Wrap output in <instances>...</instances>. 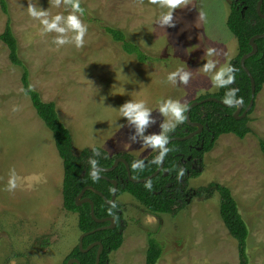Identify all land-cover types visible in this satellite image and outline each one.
Masks as SVG:
<instances>
[{
  "label": "rangeland",
  "instance_id": "374dc122",
  "mask_svg": "<svg viewBox=\"0 0 264 264\" xmlns=\"http://www.w3.org/2000/svg\"><path fill=\"white\" fill-rule=\"evenodd\" d=\"M78 1L86 10L75 13L86 27L80 47L63 21L58 26L64 33L45 32L40 18L28 13L32 4L46 11L49 21L57 14L66 17L73 11L68 0H7L10 16L0 7V33L10 17L31 84L43 100L55 102L75 154L101 147L112 156L126 152L145 159L157 149L143 146L144 138L172 133L179 123L160 111L165 100L187 106L218 91L211 80L216 69L202 71L207 50H215L210 59L217 69L238 54L227 25L230 0H183L173 9L174 26L164 28L155 23L161 9L151 0ZM104 25L124 31L151 61L139 62L124 51ZM57 36L67 42L56 44ZM22 72L0 40V264H65L79 243L78 214L64 208L63 161L51 130L23 91ZM185 72L186 83L180 80ZM170 73H177L173 80L167 79ZM129 101H144L150 110L142 133L119 111ZM247 116L251 130L245 137L222 134L202 164H195L199 174L189 177L185 208L177 215L151 213L127 192L116 198L123 243L108 264H146L150 236L163 248L157 264H239L238 243L220 216L219 193L196 194L210 183L231 189L250 228V264H264V85ZM10 169L18 177L11 191Z\"/></svg>",
  "mask_w": 264,
  "mask_h": 264
},
{
  "label": "trees",
  "instance_id": "16d2710c",
  "mask_svg": "<svg viewBox=\"0 0 264 264\" xmlns=\"http://www.w3.org/2000/svg\"><path fill=\"white\" fill-rule=\"evenodd\" d=\"M258 1L230 0L227 25L238 42V54L230 62L235 70V79L232 84L219 87L216 93L201 95L197 100L213 96L223 101L226 91L229 88H236L238 89L236 97L242 98L243 103L240 114L249 104L252 97V85L248 74L241 65V59L243 55L252 50L250 39L256 34L264 33V18L257 11ZM72 2H78L82 13L86 12L81 2L68 0L70 6ZM0 7L7 16H10L7 0H0ZM261 12L264 14V0ZM103 29L115 41L121 43L124 51L135 55L139 62L146 63L153 58L142 50L138 44L131 41L121 29L109 25H104ZM0 40L8 47L11 63L22 67L21 82L23 91L30 96L37 114L51 130L55 146L62 158L64 208L78 214V227L81 233L95 230V232L85 235L83 249L95 241H100L103 245L99 264H108L110 253L117 250L123 243V232L119 224V221L123 218L122 205L117 199L114 203L109 204L102 196L90 189L86 190L84 197L93 200L94 213L97 218L114 217L118 221L115 228L97 230L103 225L110 224V222L98 223L95 221L91 215V204L89 202L77 204L76 198L84 187L93 186L108 199H111L115 188L110 179H116L118 181L117 197L127 192L144 205L149 212L154 214L168 213L175 216L185 208L186 184L189 177L199 174V169L195 164H202L203 154L214 147L216 140L222 134L233 133L243 138L251 130L248 124L250 120L248 116L239 119L235 117L237 105H224L219 101L203 102L194 106L190 112L191 122L202 124L201 132L189 139L172 141L166 147L168 152L164 156V169L157 176L145 182H133L128 177L126 165L120 162L112 171H97L105 174L109 179L99 177L93 181L90 176L93 169L90 163L91 160L96 161V166L111 167L115 159L123 157L129 163L132 176L135 178H144L151 175L160 164L154 163L153 159L156 157L154 153L148 158L140 160L126 152H120L112 156L101 147L84 148L78 155L75 154L71 132L60 119L55 102L43 100L40 92L31 84L30 73L20 56L19 40L13 30L10 17L6 21L4 30L0 33ZM256 43L258 51L247 58L245 63L255 79L257 95L264 85V38L257 39ZM254 107L255 104L250 113ZM185 113L184 121L179 122L172 129V133L167 134L168 138L173 136L185 137L198 129L187 122ZM93 148L96 151H93ZM135 160L142 161L144 168L133 169L131 164ZM181 168H183L184 174L178 178L177 173ZM166 169L169 170L167 175ZM147 182L151 183L150 189L145 186ZM215 192L220 195V216L223 223L238 243L239 264H250L247 250L250 228L231 189L220 183H210L208 186H202L196 190L197 195L206 197L212 196ZM99 246L98 244L85 252L79 247L78 243L64 263L66 264L70 258L75 257L79 259L81 264H95ZM162 252L163 248L160 242L150 236L146 251V264H157Z\"/></svg>",
  "mask_w": 264,
  "mask_h": 264
},
{
  "label": "clouds",
  "instance_id": "9594fccd",
  "mask_svg": "<svg viewBox=\"0 0 264 264\" xmlns=\"http://www.w3.org/2000/svg\"><path fill=\"white\" fill-rule=\"evenodd\" d=\"M67 2V0H66ZM57 3H59V0H57ZM151 3L157 4L159 9L161 11L159 12L155 23L158 24L161 28L172 27L174 26V20H173V9H175L178 5L183 3V0H151ZM72 13L68 14L66 17L57 14L49 21L46 17L48 16V13L43 10H38L36 7H34L32 4L28 5V13L30 16L40 18L41 24L44 26V31H55L57 33H64L66 31V28L64 26H58V23L61 21L64 22L65 25H67L68 28L72 29L75 32V35L73 37L75 44L77 47H80L83 44V36L86 32V27L81 23L78 16L75 14L77 12H80L82 14V10L79 7L78 2H72ZM167 9V10H165ZM203 13H200L201 18H203ZM54 42L56 44H64L66 43V39L63 36H57L54 38ZM215 53V50L212 48H209L206 52V56L209 57L206 63L202 66V71L205 73L211 72L213 69H216L211 74V80L213 84L216 87H226L227 85H230L233 83L235 77H234V68L229 64L225 65L223 67H220L219 69L216 68V61L213 59H210ZM177 73H170L167 76L168 80H173ZM189 78V73L185 72L180 74V80L183 82H187ZM238 89L236 88H229L225 96L223 98V102L229 106L232 105H239L242 103V98L236 97V92ZM144 101H136V102H125L122 104L119 108V111L122 116H126L129 118L130 122L135 123L137 127L138 132H143L144 127L149 123V109L146 108ZM15 110V109H14ZM187 110V106L181 104L177 100H165L164 104L161 106L160 111L165 114H170L177 122L182 123L185 119L184 113ZM167 126L165 125V128ZM145 144L143 146H151L153 149H159V155H157L153 161L155 164H160L163 160L164 156L168 152V148L165 147V145L168 143V136L165 135L163 132L160 134H152L144 138ZM93 151H96L95 148H93ZM92 168L94 169L96 166V161L91 160L90 161ZM131 167L133 169H143L144 165L142 161L135 160ZM184 174L183 168L179 170L177 173V177H182ZM93 181L97 180L99 178L98 172H92L90 174ZM17 175L15 173L14 169H10L9 178L7 181V188L9 191L13 190L17 186ZM147 188H151V183L147 182L145 185Z\"/></svg>",
  "mask_w": 264,
  "mask_h": 264
},
{
  "label": "water",
  "instance_id": "95a60500",
  "mask_svg": "<svg viewBox=\"0 0 264 264\" xmlns=\"http://www.w3.org/2000/svg\"><path fill=\"white\" fill-rule=\"evenodd\" d=\"M262 3H263V0H259L258 1L257 11H258L259 15L264 18V14L261 12ZM260 38H264V33L256 34V35H254L250 39V44L252 46V50L249 53L243 55V57L241 59V65H242V67L244 68V70L246 71V73L248 74V76H249V78L251 80L252 97H251V100H250L249 104L247 105V107L245 108V110L242 112V114H240V112H241V110L243 108V103H240L239 105H237V110H236V113H235V117L237 119L246 117L248 115L249 111L251 110V108L253 107V105L255 104V98H256V83H255V79H254L251 71L246 66L245 61H246L247 58H249L250 56L254 55L258 51V46H257L256 40L257 39H260ZM207 101H219L222 104L227 105L223 101H221V100H219V99H217L216 97H213V96L207 97V98L201 99V100L192 101L187 106V110H186V113H185L186 120H187V122L190 125L196 126L198 129L195 130V131H193L192 133L186 135L185 137L173 136V137L168 138V143L165 145V147H167L174 140L189 139L192 136H194L195 134L201 132V130L203 128L202 124L191 122V120H190L191 119L190 112H191V110H192V108L194 106L199 105V104H201L203 102H207ZM232 106H234V105H232ZM157 155H159V149L156 150V156ZM120 162H123L126 165L127 172H128V177L133 182H145L146 180L157 176L160 173V171L162 170L163 166H164V158H163V160L160 163L159 168L154 173H152L151 175H149L147 177H144V178H135V177L132 176L131 168H130V165L127 162V160L125 158H123V157H120V158L115 159V162H114V164L111 167H100V166H96L94 169L91 170V173L92 172H97V170H102V171H105V172L111 171ZM166 173H168L167 170H166ZM99 176L105 177V176L100 175V174H99ZM113 183H114V186H115V190H114V193H113L112 198L110 200H108L100 190L94 188L93 186H86V187H84L82 189V191L80 192V194L76 198V202H77L78 205L82 204L83 202H89L91 204V215H92V217H93V219L95 221H97L98 223H103V222H106V221H110L111 222L109 225L99 227L97 230H101V229H105V228H114L115 227V224H116V219L114 217L97 218L95 216V213H94V202H93V200L90 199V198L84 197V194H85L86 190L90 189L93 192H95V193L99 194L100 196L104 197V199H106V201H108V203L111 204V203H113L116 200V196H117V181H113ZM93 232H95V230L90 231V232H87V233H81L80 238H79V247L83 251L87 252L90 249H92L95 245L99 244L100 246H99V249L97 251L96 262H95V264H99L100 263V259H101V253H102V250H103V245L101 244L100 241L99 242H94V243L90 244L87 248L83 249V239H84L85 235H87L89 233H93ZM66 264H81V262L79 261V259L73 257V258H70L66 262Z\"/></svg>",
  "mask_w": 264,
  "mask_h": 264
},
{
  "label": "flooded vegetation",
  "instance_id": "af4514ba",
  "mask_svg": "<svg viewBox=\"0 0 264 264\" xmlns=\"http://www.w3.org/2000/svg\"><path fill=\"white\" fill-rule=\"evenodd\" d=\"M192 137H193V136H192ZM154 154H155V156H156V151L154 152ZM119 158H120V157H119ZM146 158H148V157H146ZM189 159H190V158H189ZM114 162H115V161H114ZM117 166H118V165H117ZM117 166H116V167H117ZM159 166H160V165H159ZM164 166H165V159H164ZM164 166H163L162 170L164 169ZM116 167H115V168H116ZM115 168H114V169H115ZM158 168H159V167H158ZM158 168H157V169H158ZM114 169H113V170H114ZM126 169H127V168H126ZM162 170H161V171H162ZM166 170H167L168 173H169V170H168V169H166ZM166 170H165V172H166ZM97 171H102V170H97ZM111 171H112V170H111ZM161 171H160V172H161ZM103 172H105V171H103ZM108 172H109V171H108ZM127 173H128V172H127ZM168 173H166V175H167ZM99 174L105 176V177H101V176H99L100 178L109 179L105 174H102V173H99ZM110 180H111L112 183H113V181H117L116 179H110ZM113 185H114V183H113ZM117 187H118V181H117ZM114 188H115V186H114ZM114 190H115V189H114ZM98 195H99V194H98ZM104 196H105V195H104ZM105 197H106V196H105ZM103 198H104V197H103ZM106 198H107V197H106ZM116 198H117V196H116ZM107 199H108V198H107ZM105 200H106V199H105ZM108 200H110V199H108ZM115 201H116V200H115ZM115 201H114V202H115ZM107 202H108V201H107ZM114 202H113V203H114ZM83 203H84V202H83ZM111 204H112V203H111ZM121 212H122V210H121ZM106 222H110V221H106ZM103 223H105V222H103ZM110 223H111V222H110ZM119 224H120V226H121V228H122L123 218L119 221ZM107 225H109V224H107ZM107 225H103V226H107ZM117 225H118V221L116 220L115 227H116ZM101 227H102V226H101ZM115 227H114V228H115ZM95 242H99V241H95ZM93 243H94V242H93ZM91 244H92V243H91ZM97 245H98V244H97ZM95 246H96V245H95ZM95 246H94V247H95Z\"/></svg>",
  "mask_w": 264,
  "mask_h": 264
}]
</instances>
